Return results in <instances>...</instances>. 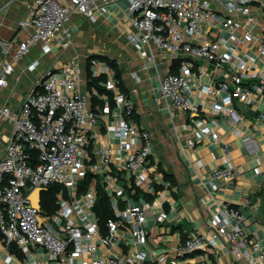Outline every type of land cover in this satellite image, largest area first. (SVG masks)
Listing matches in <instances>:
<instances>
[{"label": "built area", "instance_id": "obj_1", "mask_svg": "<svg viewBox=\"0 0 264 264\" xmlns=\"http://www.w3.org/2000/svg\"><path fill=\"white\" fill-rule=\"evenodd\" d=\"M65 1L66 4L61 0L26 3L29 12L21 29L28 34L14 49L12 61L7 57L1 60L0 86L6 85L13 74L14 62L37 43L42 44L45 52L54 45L68 47L72 32L66 22L74 13L95 22L107 7L125 2L133 29L129 40L147 60L143 67L155 60L156 50L171 61L179 60L177 72L168 67L159 88L168 107L197 115L192 119L188 150H194L197 142L208 135L218 140L217 118L226 113L229 123L247 127L244 109L255 110L251 125L264 124V0ZM3 54L7 56L8 49H3ZM92 65L96 67V77L110 71L96 59ZM81 74L79 63L68 62L59 71L49 70L39 89L28 93L19 108L0 106V121L13 125L5 154L0 155V230L5 247L15 243L26 257L32 256V248L40 247L49 260L60 264H73L74 257L84 255L92 258L91 264H138L147 257L145 223L151 204L140 199V203L121 209L113 202L116 219L108 220L107 233L103 234L94 213L96 182L81 195L78 182L90 170L101 175L106 188H111L119 178L112 173L114 168L143 192L155 193L156 184L162 180L152 160V135L132 119L134 104L117 87V79L111 77L105 87L113 92L123 116L107 123V135L115 146L98 144L93 149L95 162L88 164L85 147L98 115L89 107V97L80 88ZM207 75L209 81L205 80ZM234 135L248 147L258 146L255 139L244 137L240 127L235 128ZM32 150H36V157ZM223 150L220 158L211 153L220 161L212 169L211 179L226 183L231 180L235 164L228 146ZM256 160L254 172L260 175L262 161L260 157ZM54 183L67 188L68 196L60 193L56 213L42 216L32 206L30 195L36 188ZM114 194L122 197L124 189L117 186ZM157 199L164 204L163 194L159 193ZM157 212L161 220L168 217L163 209ZM243 220L241 209L221 203L211 221L210 237L191 232L174 253L189 257L216 246V238L220 237L229 244L233 264L264 261V245L244 231L239 225ZM122 222L129 225L134 250L125 258H98L99 245L112 248L120 243ZM164 259L165 254L157 256L158 261Z\"/></svg>", "mask_w": 264, "mask_h": 264}, {"label": "crops", "instance_id": "obj_2", "mask_svg": "<svg viewBox=\"0 0 264 264\" xmlns=\"http://www.w3.org/2000/svg\"><path fill=\"white\" fill-rule=\"evenodd\" d=\"M30 1L32 0H0V62L6 57L12 61L14 49L28 34L21 29V22L28 16L26 3ZM66 25L72 32L71 44L68 47L54 45L51 51L45 52L42 44L37 43L23 58L14 62L13 74L8 77L6 85L0 86V106L19 108L28 93L39 89L42 77L49 70L59 71L64 64L72 61L79 63L82 71L80 88L89 97V107L92 108L94 95L104 101V106L97 105L98 123L89 134V144L85 147L88 153L87 163L92 164L95 162V146H115L107 135V123L122 117L123 113L118 109L116 102L113 107L110 105L108 94L100 93L96 87L89 86L88 58L95 56L97 61L109 68L108 74H102L107 80L111 77L117 79V71L108 62L114 61L121 75L117 79V87L135 107L132 119L152 135V160L162 180L156 184L155 193L143 198L151 204V208L147 210L148 220L145 223L148 234L147 257L138 264H233L229 244L220 237L216 238V246L199 250L189 257H179L174 253V249L183 243L191 232L210 237L211 221L219 211L221 203H229L241 209L244 220L239 225L253 239L260 240L264 245V124L251 125V118L256 111L244 109L247 113V127L229 123L227 113L219 116L216 127L219 139L214 141L208 135L197 142L195 149L190 151L187 149V141L192 136V119L197 118V115L194 112L168 107L159 88L160 78L165 75L168 67L177 71L179 62L173 67L174 61L156 50L155 60L148 62L147 68L143 67L147 60L142 58L129 40V33L133 29L126 13V3L119 2L107 7V11L99 14L95 22L74 13ZM1 42L10 45L5 48ZM3 49H8L7 56L3 54ZM34 63L36 65L32 68ZM94 69L96 67L91 62L90 70L93 72ZM205 80L209 81L210 76L207 75ZM105 83L106 81L101 82L104 87ZM236 127H240L244 137L255 139L258 146L248 147L242 138H237L234 135ZM0 131L3 135L0 155H4L7 139L13 133L12 123L0 121ZM224 146H228L235 164L231 180L226 183L211 179L212 169L220 163L211 153L215 152L219 158L222 157ZM257 157L262 161L263 172L260 175L254 172ZM164 171L171 175L173 183L165 179ZM118 177L117 183H112L111 188H106L112 194L117 186L124 189V196H112L113 202L121 209L140 203L141 197L135 200L125 191L127 182L131 183L120 173ZM93 182H96V179ZM210 182L218 188L214 189ZM159 193L165 197L164 204H160L157 199ZM160 209L168 213L166 219H159L157 211ZM121 228L120 243L112 248L99 245L98 258L109 260L125 258L131 254L135 246L128 232L129 225L122 222ZM161 254H165V259L158 261L157 256ZM74 260L73 264L92 262L88 255L74 257ZM0 264L60 263L49 260L40 247L32 248L31 257L12 252L8 247L6 249L4 236L0 233ZM256 264H264V261Z\"/></svg>", "mask_w": 264, "mask_h": 264}, {"label": "trees", "instance_id": "obj_3", "mask_svg": "<svg viewBox=\"0 0 264 264\" xmlns=\"http://www.w3.org/2000/svg\"><path fill=\"white\" fill-rule=\"evenodd\" d=\"M95 58L97 57L91 56L88 58L87 76L89 79V86L96 87L100 93L108 94L110 98V105L113 107V105H115L113 92L106 89V87H104L101 84V82L107 81V77L105 75L96 77L93 75V72L90 70L91 62ZM108 62L117 71L116 78L117 79L120 78L121 77L120 72L118 71V68L116 64L114 63V61L109 60ZM177 62H179V60L175 59L173 62V67L174 65H176ZM173 72H177V71L174 70ZM97 105H100L101 107L104 106V101L100 100L96 95H94L93 105L91 109L96 113H97V109H96ZM32 154L34 157H36V150H32ZM112 173H116V170L114 168H112ZM164 177L165 179L172 181V183L174 182L169 173L165 172ZM95 179H96L97 200H96V204L94 207V213L98 218V224L100 226L101 232L103 234H106L108 220L116 219V215L113 210V201H114V198L112 197L113 194L106 189V183L104 182L102 176L94 174L92 171L88 170L86 175L83 178H81L80 181L78 182V195H81L84 192H86L90 184ZM125 188H126L125 191L127 192V194L132 196V198L135 200H138L140 197L143 199L145 197H148L149 195L143 192L142 190H140L138 187H136L133 182H131V184L127 182V184L125 185ZM62 192L65 196H68L67 188H65L63 185L59 183H54V184H51L43 188L41 192V196H40L41 197V208L39 210L42 216H51L56 213L59 207L57 201H58L60 193ZM0 233L2 235L1 230H0ZM9 250H11L12 252H17L18 254H23L15 243L10 244Z\"/></svg>", "mask_w": 264, "mask_h": 264}, {"label": "water", "instance_id": "obj_4", "mask_svg": "<svg viewBox=\"0 0 264 264\" xmlns=\"http://www.w3.org/2000/svg\"><path fill=\"white\" fill-rule=\"evenodd\" d=\"M64 4H66L65 0H61ZM2 43V42H1ZM4 45L5 48H7L10 44H5L2 43ZM43 188L39 187L36 188L30 195V199H31V204L33 207H35L36 209L40 210L41 208V192H42Z\"/></svg>", "mask_w": 264, "mask_h": 264}]
</instances>
